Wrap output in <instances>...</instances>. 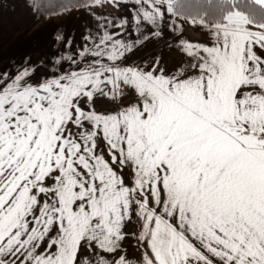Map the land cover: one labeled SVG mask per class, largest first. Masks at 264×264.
Returning a JSON list of instances; mask_svg holds the SVG:
<instances>
[{
  "label": "snow or ice",
  "instance_id": "6c2138e0",
  "mask_svg": "<svg viewBox=\"0 0 264 264\" xmlns=\"http://www.w3.org/2000/svg\"><path fill=\"white\" fill-rule=\"evenodd\" d=\"M26 6L89 22L0 67V264H264V0Z\"/></svg>",
  "mask_w": 264,
  "mask_h": 264
},
{
  "label": "crops",
  "instance_id": "0c3cea01",
  "mask_svg": "<svg viewBox=\"0 0 264 264\" xmlns=\"http://www.w3.org/2000/svg\"><path fill=\"white\" fill-rule=\"evenodd\" d=\"M1 6L4 8L0 9V39H2L0 44L5 48L2 47L0 51L3 53V56L0 57V67L11 60L18 62L25 56H30L31 61L36 62L49 54L52 43L51 36L55 29L59 28L65 32H72L75 29L78 35L83 24L89 22L86 10H73L70 14L60 15L52 19H39L36 12L26 6V0H0ZM94 10L112 13L113 15L119 14L112 8H96ZM183 35L189 40H203V35L198 29L187 28ZM11 39L17 40L14 42ZM15 44L16 46H14ZM163 44L164 41L149 44L138 52L137 56L159 51ZM162 55L166 62L178 58L175 50L165 49Z\"/></svg>",
  "mask_w": 264,
  "mask_h": 264
},
{
  "label": "trees",
  "instance_id": "16d2710c",
  "mask_svg": "<svg viewBox=\"0 0 264 264\" xmlns=\"http://www.w3.org/2000/svg\"><path fill=\"white\" fill-rule=\"evenodd\" d=\"M66 2H67V0H52V7H60ZM36 14H37L39 19H45L46 18L43 10L36 12Z\"/></svg>",
  "mask_w": 264,
  "mask_h": 264
},
{
  "label": "rangeland",
  "instance_id": "374dc122",
  "mask_svg": "<svg viewBox=\"0 0 264 264\" xmlns=\"http://www.w3.org/2000/svg\"><path fill=\"white\" fill-rule=\"evenodd\" d=\"M1 8H4V6H1L0 9H1ZM0 17H1V14H0ZM46 18H47V17H46ZM46 18H45V19H46ZM0 40H2V39H0ZM11 40H13V41L15 42L17 39H11ZM13 41H12V42H13ZM0 45H1V44H0ZM14 46H16V44H15ZM2 47H4V46H2V45L0 46V51H1ZM4 48H5V47H4ZM1 56H3V53H0V57H1ZM15 56H16V55H15ZM17 58H18V57H17Z\"/></svg>",
  "mask_w": 264,
  "mask_h": 264
}]
</instances>
